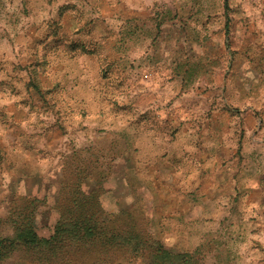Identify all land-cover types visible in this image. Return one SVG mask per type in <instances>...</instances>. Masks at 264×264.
<instances>
[{
  "label": "rangeland",
  "instance_id": "rangeland-1",
  "mask_svg": "<svg viewBox=\"0 0 264 264\" xmlns=\"http://www.w3.org/2000/svg\"><path fill=\"white\" fill-rule=\"evenodd\" d=\"M150 1L0 0V264H264V0Z\"/></svg>",
  "mask_w": 264,
  "mask_h": 264
},
{
  "label": "trees",
  "instance_id": "trees-1",
  "mask_svg": "<svg viewBox=\"0 0 264 264\" xmlns=\"http://www.w3.org/2000/svg\"><path fill=\"white\" fill-rule=\"evenodd\" d=\"M74 192L71 193L73 196V204L76 206V200L74 199ZM86 194V193H85ZM92 198V194L86 195L85 201L89 200ZM68 211H72V208L69 207ZM70 213V212H69ZM70 215V214H69ZM85 215V218L83 219L82 222L79 220L74 221L70 216L66 217L65 220H61L60 222L66 221L65 227L61 228L60 231L62 232H67L69 235V238H73L81 240L85 243H89L93 239V234L95 228L93 227L91 223V218H89L90 215L88 214ZM59 229V228H58ZM54 233L50 237H43L41 236L38 231L37 227H35L31 222L23 220V222H20L19 225L17 226V235L16 238H14L16 241H21L26 244H35V245H40L44 242H48L51 244V247H54V243L52 241H55L56 239L62 240L65 237H61L64 233L62 232ZM59 236V237H58ZM61 237V239H60ZM112 239V238H111ZM51 241V242H50ZM4 240L0 241V258L3 257L2 255V250L3 246L1 247L2 243ZM19 243V242H18ZM130 247L135 246L133 243L129 244ZM153 257L156 259V262H166L167 264H178L180 261L185 259V255L179 252L172 251L168 248L159 246L157 250L153 251Z\"/></svg>",
  "mask_w": 264,
  "mask_h": 264
},
{
  "label": "crops",
  "instance_id": "crops-1",
  "mask_svg": "<svg viewBox=\"0 0 264 264\" xmlns=\"http://www.w3.org/2000/svg\"><path fill=\"white\" fill-rule=\"evenodd\" d=\"M100 4L101 12H99V8L92 9L90 6L87 9L91 8V10L98 11L95 15L102 16L103 18H107L108 21L105 23L107 25L110 24L111 20H115L117 18L118 25L123 28V33L128 34L132 30L134 32H144L147 30L149 26L153 25V17L154 13L150 9V0H96ZM101 14V15H100ZM112 22V21H111ZM132 31V32H133ZM250 92V90H249ZM248 93V91H247ZM246 97V104L249 106H258L256 102L258 98H262V103L259 104L260 108H264V93L262 96H256L255 92ZM248 107V106H247Z\"/></svg>",
  "mask_w": 264,
  "mask_h": 264
},
{
  "label": "built area",
  "instance_id": "built-area-1",
  "mask_svg": "<svg viewBox=\"0 0 264 264\" xmlns=\"http://www.w3.org/2000/svg\"><path fill=\"white\" fill-rule=\"evenodd\" d=\"M148 76V75H147Z\"/></svg>",
  "mask_w": 264,
  "mask_h": 264
}]
</instances>
